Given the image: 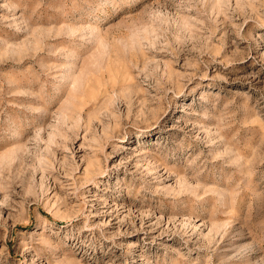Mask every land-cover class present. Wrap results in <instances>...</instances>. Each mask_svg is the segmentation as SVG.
Segmentation results:
<instances>
[{"label": "rangeland", "instance_id": "rangeland-1", "mask_svg": "<svg viewBox=\"0 0 264 264\" xmlns=\"http://www.w3.org/2000/svg\"><path fill=\"white\" fill-rule=\"evenodd\" d=\"M0 264H264V0H0Z\"/></svg>", "mask_w": 264, "mask_h": 264}]
</instances>
